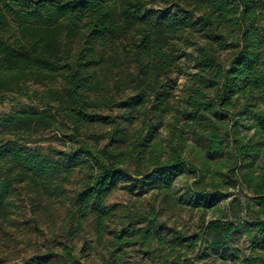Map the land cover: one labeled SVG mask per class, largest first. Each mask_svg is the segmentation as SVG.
<instances>
[{
    "label": "trees",
    "instance_id": "1",
    "mask_svg": "<svg viewBox=\"0 0 264 264\" xmlns=\"http://www.w3.org/2000/svg\"><path fill=\"white\" fill-rule=\"evenodd\" d=\"M156 1L0 0V99L28 91L29 82L58 80L60 88H49L43 96L24 94L38 99L40 108L12 117L17 127L33 132L65 128L75 143L73 150L49 146L57 160L17 141L0 145V204L14 183L29 184L37 195L36 178L58 174L61 160L83 159L91 172L70 198L72 211L78 227L91 218L101 236L113 215L106 197L129 166H135L136 175L145 173L140 167L149 172L140 186L153 182L158 195L168 197L173 180L189 163L183 155L189 141L196 145L200 168L195 167L205 184L207 175L212 184L221 175L229 141L228 178L247 192L244 208L251 220L202 217L185 253L196 249L206 256L227 249L240 231L264 240V164L259 162L264 157V0H161L164 5L153 9ZM195 34L201 43L187 53ZM224 49L231 50L226 63L219 57ZM190 55L193 71L187 72L184 97L173 101L177 81L171 74L181 72V58ZM101 123L110 125L100 135L104 144L82 138L85 129ZM162 129L165 138L159 136ZM214 203L211 193L197 196L203 212ZM135 216L136 223L147 222L143 239L160 235L154 207ZM128 229L115 234L112 246ZM181 242L176 236L172 245ZM53 255L14 264H77L68 249ZM250 260L264 264V256ZM171 264L198 263L194 256H180Z\"/></svg>",
    "mask_w": 264,
    "mask_h": 264
},
{
    "label": "rangeland",
    "instance_id": "2",
    "mask_svg": "<svg viewBox=\"0 0 264 264\" xmlns=\"http://www.w3.org/2000/svg\"><path fill=\"white\" fill-rule=\"evenodd\" d=\"M163 5L164 2L158 0L152 8L159 9ZM193 41L194 45L186 50L187 53L200 45V34H195ZM230 53V49L221 50L219 57L226 63ZM181 64L183 70L171 74L177 81L173 101L184 97L187 72L193 71L191 55L182 57ZM27 86L28 91L6 93L0 99V145L17 141L57 160L50 153L49 146L60 150H73L75 143L68 137L69 131L61 127H50L33 132L29 127H17L12 115L20 110L40 108L38 99H30L24 94L33 95L36 92L43 96L45 90L60 88L61 84L55 80L44 84L29 82ZM113 92L118 97L123 96L119 89L114 88ZM108 112L107 109L102 114ZM137 124L138 120L134 122V125ZM109 128L107 123L94 124L84 130L82 138L93 144L98 140L97 145L100 146L105 142L100 135ZM166 133L162 129L159 136L165 138ZM250 134L249 131L246 132L247 136ZM189 142L183 151L186 162L189 163H186L187 166L173 180L168 197L158 195L153 182L140 186L142 177L149 173L144 167L139 168L145 172L142 175L134 173L135 166L128 167V171L118 179L106 197L105 204L112 209L113 215L106 222L101 236L95 231L91 218L82 227H78L77 215L73 213L70 202L74 192L81 188V179L91 172L90 164L85 160L59 161L61 168L58 174L36 178L33 184L37 195L32 193L29 184L14 183L9 196L0 204L1 263L14 264L32 256L46 254H55L53 258H57L64 249H68L77 257V264H171L180 256H194L198 264H262L250 259L264 256V240L249 239L245 231L237 233L227 249L206 256H200L196 249L194 252L185 253L188 239L199 231L202 217L206 220L217 217L239 220L243 224H248L251 220L244 208L246 201L243 194L247 192L238 185H232L233 182L228 178L230 171L227 170L225 162L232 154V144L229 141L224 143L221 175L216 174L214 184L210 182L211 176L207 175L205 181L209 183L205 184L198 175L200 157L194 149L196 145ZM259 162L264 164V157ZM63 167L65 170H62ZM205 191L213 195L215 203L203 212L197 204V196ZM151 207L157 211L156 225L160 237L143 239L142 233L147 222L136 223L135 214L144 213ZM131 214L134 215L130 217L131 220L126 218ZM127 226L129 229L123 233L125 238L120 239L118 246H112L115 234ZM176 236H181L182 242L181 245L173 246ZM160 238L165 239L163 244L160 243ZM110 250L114 252L113 255L109 254Z\"/></svg>",
    "mask_w": 264,
    "mask_h": 264
}]
</instances>
